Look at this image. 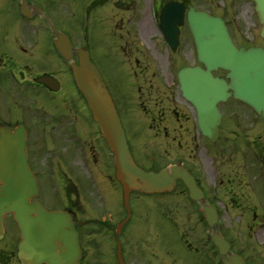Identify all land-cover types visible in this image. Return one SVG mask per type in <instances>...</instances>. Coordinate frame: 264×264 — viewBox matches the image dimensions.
<instances>
[{
    "label": "flooded vegetation",
    "instance_id": "1",
    "mask_svg": "<svg viewBox=\"0 0 264 264\" xmlns=\"http://www.w3.org/2000/svg\"><path fill=\"white\" fill-rule=\"evenodd\" d=\"M47 1L50 0H29L52 17L57 14L58 1L53 0L56 6ZM101 1L106 9L103 23L107 46L104 50L109 56L106 58L109 70L108 73L101 70L103 77L120 116L117 90L121 93L124 90L127 105L132 96L135 98L136 87L138 106H135L148 119L144 125L146 130L137 118L132 130L123 122L135 161L142 168L153 171L170 165L187 169L207 201L216 207L232 251L242 254L247 264H251L248 255L238 250L234 239L226 233L224 222L227 220L230 224L232 221L228 212H243L241 225L264 233L263 118L248 105L230 97L219 105L222 123L217 140L212 141L200 129L197 111L183 97L173 69L167 71L165 77L156 70L157 63L150 60V55L157 59L167 56L169 66L173 64L171 56L179 55L183 63L179 69L189 66L184 59L192 54L185 57L179 53L183 49L191 51L187 15L180 25L173 23L179 29L175 52L160 29L164 5L178 2L188 10V0H153L151 7L144 0H124L119 2L120 6L118 2L112 3L119 12L131 14L127 18L109 15L112 10L106 5L108 0ZM10 2L15 3L16 15H4L3 7L6 9ZM46 26L37 14L32 18L23 16L20 0H0V126L21 127L26 131L28 164L39 186L36 200L48 210L71 216L79 233L81 264H119L117 229L122 223L119 237L127 264H181L179 254L173 258L167 245L175 232L183 242V250L185 248L195 264H203V261L220 264L202 207L191 199L183 181L177 180L171 193H132L128 217L114 156L99 125L75 82L61 79L65 72L54 44L45 48L40 43L39 34ZM156 36L160 38H154ZM130 50L136 59L129 58L127 63L137 66L133 76L135 83L133 86V81H129L123 86L118 83L116 61L120 62V54ZM141 55L147 60H142ZM191 66L202 65L196 59ZM44 75L55 77L56 87L60 89L54 91L39 82ZM121 104L124 107V103ZM137 142L143 144L146 153L137 149ZM180 212H183L181 218ZM192 222L207 229L206 239L195 237V231L188 225ZM141 237H146L149 243L161 240L166 246L159 252L157 244L146 246L149 251L146 253L137 242Z\"/></svg>",
    "mask_w": 264,
    "mask_h": 264
},
{
    "label": "water",
    "instance_id": "2",
    "mask_svg": "<svg viewBox=\"0 0 264 264\" xmlns=\"http://www.w3.org/2000/svg\"><path fill=\"white\" fill-rule=\"evenodd\" d=\"M263 25L264 0H254ZM32 6L23 0L22 10L28 14ZM36 9L48 22L55 36V45L70 67L77 86L88 102L94 119L100 123L102 134L116 157L117 177L125 192L128 208L132 191L164 193L174 189L176 180L182 179L191 197L203 208V216L212 229V240L219 248L224 264H246L244 258L230 251L218 225L217 212L208 204L203 192L189 173L179 167L160 172L146 171L134 162L122 123L109 90L97 66L91 61L89 51L74 48L68 35L58 31L50 18L40 8ZM170 15H184L182 7L167 5L162 17V27L168 41L175 47L177 31L165 23ZM181 18V16H179ZM180 21V20H179ZM188 21L197 48L201 67H189L180 72L181 88L199 113L203 132L212 140L218 136L221 123L220 102L231 95L252 106L264 117V48L237 47L225 21L207 12L191 8ZM79 57V63L73 60ZM227 71L225 78L214 77L213 71ZM44 83L51 80L44 77ZM38 194L37 182L31 174L25 152V134L21 130L0 128V239L4 236V216L12 213L17 221L22 241L18 256L22 264H79L81 248L78 232L71 217L56 211H47L39 202L31 201ZM122 263V260L120 258Z\"/></svg>",
    "mask_w": 264,
    "mask_h": 264
},
{
    "label": "rangeland",
    "instance_id": "3",
    "mask_svg": "<svg viewBox=\"0 0 264 264\" xmlns=\"http://www.w3.org/2000/svg\"><path fill=\"white\" fill-rule=\"evenodd\" d=\"M57 1H56L58 4L57 14L54 13V15H52L55 24H57L60 30L67 31L73 37V40L76 42V45L79 44L86 45L91 51V55L94 62L98 65V67L101 70H103L105 73H108L109 65L106 58H108L109 56L107 54V50H104V48L107 46L106 39L104 38L105 30L103 23V16L105 15V10H106L104 7L105 4H102V1H100L99 3L95 4L96 8L91 10V3L94 0H57ZM112 1H116V0H112ZM188 1L190 5L223 16L228 22L231 35L237 46H247L252 44H258L264 46V37H261L260 34L262 25L260 24L257 13L255 11V3L253 0H188ZM48 3L51 6L52 5L56 6V4L55 5L52 4L53 0L47 1V4ZM14 5H15L14 2H10L7 8H6L7 5H5L6 9H4L3 7L4 15H16L17 12ZM107 7L110 8V10H112L111 14L109 15H125L126 18L130 15L129 13L125 14L122 11L119 12L118 10L114 9L113 4L111 5L109 4L107 5ZM88 10H90L91 13L88 14ZM140 14L143 15L142 12ZM152 31L154 32V30ZM154 38L158 39L159 36H156ZM39 39H40V43L45 48H47L52 43V35L47 29L46 31H43L39 34ZM190 43H191V47H190L191 51L186 49L179 51V53L183 56L192 54V56L189 57V59H184V63H190V61L192 62L195 61L196 54L193 48L192 41ZM141 53L144 54L143 52ZM161 55L156 54V56H158L159 58L161 57ZM129 58L132 60L136 59V57H134V54L133 52H131V50L128 52L126 51V53L123 55L120 54V58H118L120 62L115 60L117 62L116 67L118 69V75H119L118 83L122 84L123 86H126L129 81L130 82L133 81V76L135 70L137 69V66L136 67L134 65L132 66L131 63L129 62H128L129 63L128 66L127 61H129ZM141 59L147 60V58H144V56L142 57V55H141ZM166 59H167L166 56L165 57L162 56L161 59H157L156 57H154V55H150V60L157 63L156 70L163 77L167 75V71L174 69V62L172 66H169ZM181 60L182 58L178 56L176 60V62L178 61L177 70L183 64L180 62ZM61 69L62 70L65 69V65H63V62H61ZM220 74L222 73L220 72ZM61 79L63 81L65 79L66 80L70 79L73 81L70 73L62 75ZM134 83L135 81H133V86ZM134 92H135V98L132 96L133 99H130V101L126 105L125 102L126 99L123 98L124 97L123 94L125 93L124 90H122V93L121 91L117 90V96L119 95L118 99H119V109L121 112V117L123 119L125 126L129 130L133 129V123L135 122V118L138 119L139 125L142 127H144L145 124L147 125V121H148L146 116H144L141 111L139 112L137 110V107L135 106L137 105L136 101L138 99L137 98L138 95L136 93V87L134 88ZM134 101L136 104L134 103ZM120 102L124 103V107H121L122 104ZM146 129L147 128L145 126L143 130ZM137 149H141L143 150L142 151L143 153H146L145 152L146 150L143 147L142 143L137 142ZM132 205L134 206L133 201H132ZM182 214L183 212L179 213V218H181L180 215L182 216ZM227 214L232 219L230 224H233L234 226L231 227L228 221L226 220L224 222L225 224L224 229L226 233L231 238L234 239L236 248L238 250H242L245 255H248L251 264H264L263 231L261 230L253 231V228H248L241 225L243 222H240V220L242 218L241 215L243 214V212L230 211ZM138 217L140 218V214H138ZM138 224L135 225L138 226ZM5 225H6L7 235L3 239V241L0 242V250H6L12 254H15V251H17V243L20 240L19 227L13 220H11L10 216L6 217ZM188 225L192 230L195 231V237L199 239H206L208 234L206 228L202 227V225L198 224L197 222H192L191 224ZM137 242H139L138 244L141 248H145L146 246L149 245L152 246L157 244L158 245V250H156L157 252H159L161 248L164 249V247L166 246V243L161 242V240H154L153 243H149V241L146 240V237H141V239H139V241ZM167 245H168V249H170L173 252V256H172L173 258H175V256L179 254L180 259L186 262V263H182L181 261V264H195L192 261L190 254L186 252L185 248L183 250L184 245L183 242H181L178 233L176 232L174 234L172 233V240L168 241ZM143 250H145L146 253H149V251L146 248ZM13 264H19V263L15 259ZM203 264H205L204 261Z\"/></svg>",
    "mask_w": 264,
    "mask_h": 264
},
{
    "label": "trees",
    "instance_id": "4",
    "mask_svg": "<svg viewBox=\"0 0 264 264\" xmlns=\"http://www.w3.org/2000/svg\"><path fill=\"white\" fill-rule=\"evenodd\" d=\"M11 257L8 254L0 253V264H11Z\"/></svg>",
    "mask_w": 264,
    "mask_h": 264
}]
</instances>
